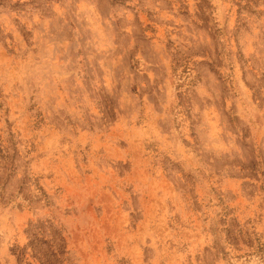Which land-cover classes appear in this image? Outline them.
<instances>
[{"label":"rangeland","instance_id":"rangeland-1","mask_svg":"<svg viewBox=\"0 0 264 264\" xmlns=\"http://www.w3.org/2000/svg\"><path fill=\"white\" fill-rule=\"evenodd\" d=\"M0 264H264V0H0Z\"/></svg>","mask_w":264,"mask_h":264}]
</instances>
